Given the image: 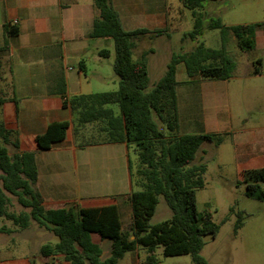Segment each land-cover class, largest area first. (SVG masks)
<instances>
[{
  "label": "crops",
  "instance_id": "0c3cea01",
  "mask_svg": "<svg viewBox=\"0 0 264 264\" xmlns=\"http://www.w3.org/2000/svg\"><path fill=\"white\" fill-rule=\"evenodd\" d=\"M111 3L124 30L161 31L133 40L132 55L147 54L149 75L150 68L166 70L173 54L190 51L199 42L217 49L201 41L205 30L196 39L188 36L194 17L183 0ZM221 3L225 5L219 8ZM202 12L207 19L220 17L225 26L264 24V0H216L205 3ZM96 15L90 0H0V90L6 98L0 107V120L16 126L20 138L30 141L44 133L50 123L69 122L63 141L49 150L35 152V188L43 207L66 206L78 212L114 206L122 230L128 231L132 221L127 199L130 147L104 139L87 141L83 133L80 143L79 135L85 126H77L76 116L68 106L73 96L88 94L82 93V88L90 87L93 80L107 83L106 68L113 69L109 60L112 39L90 37ZM12 20H18L16 26L9 25ZM14 30L17 32L11 34ZM259 47L264 50L263 26L255 30L249 51L239 49L236 39L228 33L224 49L227 56L232 52L236 60L232 59L233 70L224 80L189 77L183 63L176 66L178 135H222L219 146L206 142L198 152L206 156L210 147H215L214 160L224 169L223 178L237 185L243 183L244 171L264 169V54L248 56ZM103 50L109 52L107 57L101 55ZM96 67L92 80L88 73ZM62 86L63 95L59 93ZM91 133L97 134L89 132L88 136ZM10 223L0 218V227L10 230L0 231V239L11 243L0 244V264H35L26 251L28 244L47 238L52 232L35 221L26 228ZM105 243L101 242V248ZM43 245L36 247L39 254H35L43 264H68L62 255L43 258ZM106 248L109 253L111 242ZM138 249L130 251L133 262Z\"/></svg>",
  "mask_w": 264,
  "mask_h": 264
},
{
  "label": "trees",
  "instance_id": "16d2710c",
  "mask_svg": "<svg viewBox=\"0 0 264 264\" xmlns=\"http://www.w3.org/2000/svg\"><path fill=\"white\" fill-rule=\"evenodd\" d=\"M90 1L97 12L90 37L112 39L117 89L73 96L68 106L76 116L78 127L100 123V130L107 134V142L124 143L127 148L134 146L138 160L136 171L132 173L130 162L128 165L130 228L122 230L114 206L80 209L78 212L66 206L43 207L42 198L35 188V152L49 150L63 141L70 126L67 121L50 123L44 133L30 141L20 138L16 126L11 127L8 122L0 120V218L19 228L28 227L32 221L45 227L58 241L44 244L41 255L43 258L62 255L68 264H117L125 253L138 248L146 251L148 264H155L158 247H161L164 257L189 255L194 264H208L200 255L205 245L204 238L208 235L215 237L220 225L213 221L210 212L198 210L196 193L205 185L207 166L203 162H193L204 143L219 146L223 136L178 135L176 66L183 63L189 77L199 75L209 79H227L234 66V61L224 49L228 33L235 37L239 49L249 51L253 48L255 30L264 24L225 26L220 17L207 19L202 12L206 2L216 0H183L194 17L193 30L188 36L196 39L207 28L219 29L222 47L211 49L199 42L190 51L173 54L162 78L149 88L147 54L134 60L133 40L143 34H159L161 31H126L111 0ZM16 32L11 31V34ZM108 53L103 50L101 55L107 57ZM59 93H65L64 86ZM4 102L0 95V107ZM113 106L118 107L117 114ZM14 118H17L16 108ZM9 147L14 151L12 154ZM242 175L245 195L264 201V189L260 186L264 182V169L244 171ZM11 196L28 211H10ZM160 196L172 216L151 224ZM243 218L244 214L239 212L235 233L242 227ZM0 231L10 232L4 226ZM103 241L111 242L107 257H103L100 245Z\"/></svg>",
  "mask_w": 264,
  "mask_h": 264
},
{
  "label": "rangeland",
  "instance_id": "374dc122",
  "mask_svg": "<svg viewBox=\"0 0 264 264\" xmlns=\"http://www.w3.org/2000/svg\"><path fill=\"white\" fill-rule=\"evenodd\" d=\"M210 2L214 1H208L206 4ZM224 5V3H221L219 8ZM221 37L222 34L219 29L207 28L205 29V35H202L200 38L207 46L218 49L221 45ZM233 38L235 39L234 36ZM110 52L112 55L109 60L113 64L115 56L113 45L110 47ZM257 54L263 55L264 50L259 47L256 52L249 53L248 56L254 57ZM132 57L134 60L139 58L135 54H133ZM228 57L234 61L236 60V56L232 52H229ZM91 70L92 73L89 72L88 76L93 80V75L98 71V68H91ZM106 70V76L109 77L107 83H99L93 80L90 87L82 88V93L90 94L89 92L99 93L116 90L117 76L112 67L106 68ZM164 73L165 68H150L149 88H152L159 81V78H162ZM80 76L83 78V75ZM112 78H114V80ZM0 95L5 98L1 90ZM113 108L117 114L118 107L113 106ZM100 126V123L85 125L79 135L80 143L83 142V134H85L87 141H93V139L105 140L107 134L100 130ZM95 131L97 134L91 133V135L88 136L89 132ZM214 148L215 147H212L211 149L210 147L209 153L206 156L198 152L193 162H203L207 166V171L204 175L205 185L203 188L197 190L196 193L198 210L201 212H210L213 221L220 225L219 232L215 237L208 235L204 238L205 245L201 250L200 255L208 262V264H264V201L247 197L245 195L246 187L243 183L237 185L236 183L226 181L223 178L222 174L224 173V169L219 166L217 160H214V157L217 155V153L213 151ZM13 152V149L9 147V153L12 154ZM202 156L204 157L203 160L200 159ZM129 160L131 164V172L134 173L138 163L134 146H130L129 148ZM260 186L264 189V183H261ZM133 190L137 189L133 188ZM231 209L233 210L231 211ZM9 210L16 213L28 211V209L20 206L16 198L13 196H11ZM239 212L244 214L242 220L243 225L235 233L234 226L237 222ZM171 216V210L166 204L164 198L160 196L150 223L156 224L171 218ZM225 218L228 219L223 222ZM56 241L57 237L51 233L50 235H47V238L29 243L26 251L31 253L35 264H43L41 260L35 256V254H39L37 250L38 248L36 249V247L40 244L55 243ZM105 242L104 245L102 244V250L104 252L103 257H107L108 255L106 246L109 241ZM0 244L4 246L10 245L11 243H7V241L0 239ZM138 250L136 258L134 256L135 262L132 261V253L127 252L117 264H148L146 262V251L144 249ZM155 256L157 259L155 264H194L189 255L164 257L162 255L161 247L156 249Z\"/></svg>",
  "mask_w": 264,
  "mask_h": 264
},
{
  "label": "built area",
  "instance_id": "2783aa9c",
  "mask_svg": "<svg viewBox=\"0 0 264 264\" xmlns=\"http://www.w3.org/2000/svg\"><path fill=\"white\" fill-rule=\"evenodd\" d=\"M18 23V20H12L9 25L16 26Z\"/></svg>",
  "mask_w": 264,
  "mask_h": 264
}]
</instances>
